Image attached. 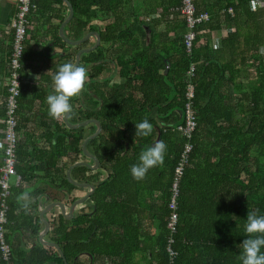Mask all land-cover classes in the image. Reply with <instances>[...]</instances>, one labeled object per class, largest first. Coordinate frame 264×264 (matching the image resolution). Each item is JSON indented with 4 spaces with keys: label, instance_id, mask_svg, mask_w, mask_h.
<instances>
[{
    "label": "trees",
    "instance_id": "1",
    "mask_svg": "<svg viewBox=\"0 0 264 264\" xmlns=\"http://www.w3.org/2000/svg\"><path fill=\"white\" fill-rule=\"evenodd\" d=\"M68 1L73 6L74 16L65 28L72 33V39L80 40L87 32L95 31L101 38L97 49L82 55L79 65L87 69L82 89L87 106H83L80 97L72 98L69 121L72 124L91 119L101 122V133L89 142L94 146L101 167L110 166L112 174L100 181L91 196L101 218L81 231L80 221L85 217L75 222L67 233L59 215L52 219V242L62 248L70 264H78L75 259L83 252L92 254L93 264H137L134 258L138 253L147 264H168L170 190L175 168L188 141L193 149L179 185V220L172 246L177 256L173 264H242L240 243L250 235L245 231L247 212L264 215V0H193L196 17L207 14L208 20L194 28L195 38L190 49L185 43L188 25L181 13L183 0ZM37 2L34 0L35 8L27 16L29 22L20 68L24 82L16 111L17 132L21 121H29L23 114L31 113L35 101H44L41 97L49 94L52 78L62 64L61 58H55L48 67L51 74L41 72L40 79L27 80L26 63H31L34 56L28 49L27 33ZM53 3L59 6L51 9L53 14L61 13L60 8L66 9L63 0ZM65 19V15H61L53 27L56 42L50 46L51 51L68 46L58 33ZM96 20L100 27L93 24ZM221 32L222 37L215 47L213 37ZM88 42L69 46L72 52L65 55L64 61L75 63L78 51L87 47ZM12 53L13 47L8 57L9 71ZM109 62L117 68L120 84L109 86L110 79L100 78ZM189 85L194 88L192 102L198 118L190 140L177 130L184 123ZM5 89L4 107L0 110L3 127L7 87ZM46 108L48 110V106ZM46 118L54 124L51 136L57 144L49 163L46 157L44 159L47 167L56 168L60 174L59 180L52 175L51 185L64 190L69 183L65 176L67 165H57L64 158L68 159L69 166L80 161L85 128H62L63 115L53 118L47 113ZM145 118L152 122L153 132L147 137H135V123ZM157 140L167 145L165 159L149 169L151 174L147 181L154 177V186L158 184V187L151 188L152 193L156 189L163 193L160 206L143 204L139 187L133 196H127L125 190L132 181L137 186L144 184L141 179L133 178L130 167L139 161L141 152ZM23 146L21 141L17 143L16 172L20 180L18 187L11 186L8 199L7 228L11 232L18 222L14 211L22 208L19 200L24 190L21 186L31 180L32 177L27 180V174L34 172L32 166H20L21 157H32ZM37 158L43 157L38 154ZM87 167L76 166L74 175L78 177L76 173H81L78 179L86 180L90 169ZM135 212L136 216L142 213L143 217L158 223V234L142 235V238L138 217L132 216ZM24 219L20 226L37 235L38 229L32 225L34 214L26 213ZM112 223L117 228L116 242H112L108 230ZM97 228L102 229V237L94 243L91 237ZM88 238L89 243H86ZM11 248L12 264L64 263L53 247H45L40 253L34 250L28 259L12 245ZM0 264H7L1 251Z\"/></svg>",
    "mask_w": 264,
    "mask_h": 264
},
{
    "label": "crops",
    "instance_id": "2",
    "mask_svg": "<svg viewBox=\"0 0 264 264\" xmlns=\"http://www.w3.org/2000/svg\"><path fill=\"white\" fill-rule=\"evenodd\" d=\"M18 0H0V110L4 107L3 103L5 102V83L4 79H6L9 71V64H8V57L12 49L13 44V28L12 24L15 19V13L17 11V3ZM54 0H38L37 2V10L33 12L31 16V22L32 24L28 27V33L27 37H29L28 45L29 50L31 54H34L33 61L31 63H26V76L27 80H38L40 79V73H48L51 74L50 69L48 68L53 62L55 61V58H61V62L65 63L67 61H64L65 55L72 52L70 50L69 45L62 49L60 47L54 48L52 51L50 50V46L54 44L55 38H54V30L53 27L58 23V18L62 15H65L67 18L69 9L65 3V8H60L62 11L61 13L54 12L51 13V9H57L59 6L55 5ZM53 15V16H51ZM93 24L100 27V22L98 20L94 21ZM65 36L67 39L71 41H77L72 39V33L69 31H66V28L64 30ZM59 33V30H58ZM89 33V32H87ZM221 34L215 33V36L213 37V44L216 47L219 43L221 37ZM60 35V34H59ZM89 44L87 47H90L94 45L96 42L95 37H91L88 39ZM87 40V41H88ZM84 48V47H83ZM52 59V61H50ZM118 70L113 64V62H109L108 67L106 68V71L103 73V76L101 75V79H110L109 86H112L114 83L120 84V80L117 78ZM40 88V86H37ZM53 86L51 89H49V93L52 92ZM81 98V102L83 106H87L86 101L83 98V92L81 91L77 98ZM97 96H94L96 98ZM44 101L38 100L35 101L34 108L31 113L29 114H23L24 117H29V121H21L19 123V129L17 132L18 135V142L21 141V143L24 144V151L27 152V154L32 155L30 158L21 157L20 166L21 168H26L27 166H32L34 168L33 173H28L26 178L32 177L30 181L25 182L22 184V189L24 190V194L20 198L21 207H18L15 209V214L17 215L18 222L16 221L14 223L15 230L10 231L8 230V239L10 244L12 245L13 249L17 252H23L25 255V258L28 259L31 256V252H37L40 253L43 250H45V247L48 248L49 246L44 245L40 241V234L44 231L45 226L43 223V220L40 217V213L44 212L46 209H49L53 204L60 203L64 207V213H66V218L62 210L58 207L53 208L51 211L46 213L44 215V218L47 219L51 223V227L49 230V233L45 236V241L52 242V219L61 216V223L62 226H66V232L70 233V230L74 227L75 222H79L81 219L85 218L84 221H80L81 224L79 225V228H81V231L86 230L91 224L95 223V220H98L101 218V214L99 211H97L96 202L92 199V195L82 204L78 205L74 210V215L69 218V210L72 204L79 199H82L88 193H91V189L89 188H83V187H77L69 182L67 178V171L70 169L69 162L67 158L61 159L60 163L57 165V167H62L65 163L66 170H65V176L68 180V187L64 190H58L54 188L51 185L52 175H56L55 178L57 180L60 179V174L58 170L54 167H47L46 161L49 163L50 161V155L54 154V144H57L55 142V139L51 136V133L54 132V124L51 120L46 118V114L48 113L47 110V103L46 98L41 97ZM74 98V97H73ZM99 102V100H98ZM2 114L0 113V167L3 162V148H4V140H3V119ZM26 117V118H27ZM43 118V119H42ZM96 120V119H95ZM70 122V121H69ZM62 128L69 129L65 122H64V115H63V123L61 124ZM85 128L84 132V139L89 137L90 135L94 134L96 131V126L94 124L88 125ZM87 151L94 155L97 160L98 157L94 154V146L90 145V142L87 143ZM42 156L43 158H37V155ZM33 156H35L33 158ZM47 156L49 158H47ZM46 157V161L44 159ZM99 161V160H98ZM86 162L90 166H95V161L91 158L86 157L84 154L81 156L80 161ZM76 163V164H78ZM75 164V165H76ZM73 165V168L70 171V176L73 181L77 183L82 184H91L95 188L100 183V181H104L109 178V176L112 174V169L110 166H107L105 168H102L99 161V166L97 169L90 168L86 172V180L84 179H78L81 175V173H76L78 177L74 175V168L76 167ZM78 167V165H77ZM88 168V167H87ZM162 168V167H160ZM151 172L148 171L143 179H141L142 182H144L143 185L137 186L135 181H132V185L126 187L125 190L128 191L127 196H133L135 192L137 191V187H139L141 191L140 199L142 200V203L148 204V205H155L160 206L162 204V196L163 193L161 190L156 189V192L152 193L151 188L158 187V184L154 186L155 178L151 177L149 181H147L148 177L150 176ZM80 175V176H79ZM20 178V176H19ZM11 186L18 187L19 181L16 177L11 178ZM62 182V180H61ZM71 185V187L69 186ZM128 185V184H127ZM134 185V186H133ZM71 188V190H69ZM145 189V190H144ZM95 191V190H94ZM92 192V194L94 193ZM126 191V192H127ZM146 196V197H143ZM130 198V197H128ZM146 198V200H145ZM127 198L125 197V200ZM131 201V200H130ZM133 203V202H132ZM28 215L30 213H33L35 216V219L32 223L34 227L38 229V234L34 235L31 232V229H25L24 227L20 226L21 224H24L25 222V214ZM137 212L132 213L133 217H138V223L141 224V230L140 235H157L158 234V223L153 222L150 218L143 217V214L141 213L139 216H136ZM36 216L38 217V220H36ZM97 225V224H95ZM20 226V227H19ZM96 234L91 237L92 242L95 243L96 241L99 242V239L102 237V229L97 228ZM65 230V229H64ZM63 230V232H64ZM109 233H110V239H112V242H116L117 240V228L115 223L109 224ZM81 234V232H78ZM64 235L61 234V236ZM143 238V236H142ZM140 238V240H142ZM86 243H89V238L85 240ZM54 243V242H52ZM143 244L141 243L140 246ZM54 248V247H53ZM57 250V249H56ZM61 254L59 253L60 257L63 258L64 263L65 261L67 264H70L66 259L64 252L62 248H60ZM143 255L137 254L135 256L134 260H136L137 264H147L145 260L142 261ZM148 258V256H147ZM76 262L78 264H93V256L89 252H83L81 253L76 259Z\"/></svg>",
    "mask_w": 264,
    "mask_h": 264
},
{
    "label": "built area",
    "instance_id": "3",
    "mask_svg": "<svg viewBox=\"0 0 264 264\" xmlns=\"http://www.w3.org/2000/svg\"><path fill=\"white\" fill-rule=\"evenodd\" d=\"M34 0H18L17 11L15 19L12 24L14 31L13 35V53L10 61V71L6 79H4L5 86L7 87L6 98V118L5 125L2 129L3 140L5 146L3 148V162L0 167V251L2 258L7 264H12L10 261L11 245L8 241V199L11 195V178L16 177L20 180L19 175L16 172V148L18 143L17 135V119L16 111L18 108V97L21 92V86L24 79L20 73L21 58L24 51V41L28 26V14L32 8H35ZM231 13V10H229ZM181 13L186 17L188 32L185 35V43L188 49L192 46V42L195 38L194 28L197 24L206 22L208 20L207 14H202L199 17L195 15V7L193 0H183V7ZM194 67L191 68L190 74H192ZM187 102L184 110V123L178 127L177 130L181 131L185 138L190 140L193 137V133L197 128V115L193 106L192 99L194 97V88L192 85L188 86ZM193 145L190 142H186L184 145L181 159L175 168V176L171 186V201L169 204L171 213L167 223V229L169 231V238L167 244V252L169 254L170 262L173 264V260L176 258L177 253L173 250L174 234L177 232L179 216L178 209V196L180 194L179 185L183 175L184 167L189 159V155L192 152Z\"/></svg>",
    "mask_w": 264,
    "mask_h": 264
},
{
    "label": "clouds",
    "instance_id": "4",
    "mask_svg": "<svg viewBox=\"0 0 264 264\" xmlns=\"http://www.w3.org/2000/svg\"><path fill=\"white\" fill-rule=\"evenodd\" d=\"M53 91L46 96L48 114L53 118L72 111V98L84 88L87 69L71 61L58 65L53 76ZM153 124L147 118L135 123V137H147L153 132ZM167 145L163 140L147 146L140 154L139 161L130 167L134 179H143L150 168L162 164ZM245 231L250 234L240 243L242 264H264V215L247 212Z\"/></svg>",
    "mask_w": 264,
    "mask_h": 264
},
{
    "label": "water",
    "instance_id": "5",
    "mask_svg": "<svg viewBox=\"0 0 264 264\" xmlns=\"http://www.w3.org/2000/svg\"><path fill=\"white\" fill-rule=\"evenodd\" d=\"M68 9H69V13H68V16L67 18L65 19V21L62 23L60 29H59V34L60 36L62 37V39L69 45H72V46H77V45H81L83 44L84 42H86L89 38L91 37H95L96 38V42L94 43V45L90 46V47H84L82 49H80L76 55V61L74 64H77L79 65L80 64V61H81V58H82V55L85 54V53H89V52H92L94 51L95 49H97L100 44H101V38L99 36V33L98 32H89L87 33L82 39L80 40H77V41H71L69 39H67V37L65 36V33H64V29L66 27V25L72 20L73 16H74V10H73V6L72 4L68 1V0H63ZM70 113H66L64 114V122L66 124V126L69 128V129H79V128H84V127H87L88 125H91V124H94L96 126V131L94 134L90 135L89 137L85 138L83 144H82V151H83V154L88 157V158H91L95 161V166H90L88 165L86 162H81V163H78L76 164L75 166H88L89 168H93V169H97L98 166H99V161L97 160V158L90 154L88 151H87V143L90 141V140H93L95 138H97L99 136V134L101 133L102 131V124L99 120H95V119H91V120H85V121H82L80 123H76V124H72L69 122V117H70ZM73 168L70 167V169L67 171V178L69 180L70 183H72L73 185L77 186V187H83V188H89L91 189V193H88V195H86L85 197H83L82 199H79V200H76L72 206L70 207V210H69V218H71L73 215H74V210L75 208L84 203L91 195H92V192L95 190V187L89 183L87 184H82V183H77L75 181L72 180L71 176H70V171L71 169ZM55 207H58L62 210V213L63 215L67 217L66 213H64V207L60 204V203H56V204H53L49 209H46L44 212H41L40 213V217L41 219L43 220V223H44V226H45V229L44 231L40 234L39 238H40V241L41 243H43L44 245L46 246H49V247H54L55 249H57V251L61 254V256L63 257L62 253H61V250H60V247L58 244L56 243H52V242H48V241H45V236L49 233V230H50V227H51V223L44 218V215L46 213H48L49 211H51L53 208ZM65 264H67V262L65 261Z\"/></svg>",
    "mask_w": 264,
    "mask_h": 264
},
{
    "label": "rangeland",
    "instance_id": "6",
    "mask_svg": "<svg viewBox=\"0 0 264 264\" xmlns=\"http://www.w3.org/2000/svg\"><path fill=\"white\" fill-rule=\"evenodd\" d=\"M262 1V0H261ZM103 76V75H102Z\"/></svg>",
    "mask_w": 264,
    "mask_h": 264
}]
</instances>
